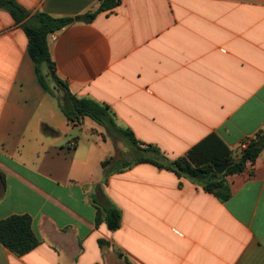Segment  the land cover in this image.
Wrapping results in <instances>:
<instances>
[{"label":"crops","instance_id":"crops-1","mask_svg":"<svg viewBox=\"0 0 264 264\" xmlns=\"http://www.w3.org/2000/svg\"><path fill=\"white\" fill-rule=\"evenodd\" d=\"M15 1L26 21L75 20L49 36L59 79L168 158L211 133L236 155L264 130V0H121L86 24L99 0ZM42 70L52 94L0 10V221L30 216L39 241L22 257L0 243V264H264V152L226 178L225 202L151 164L105 179L102 163L129 147L71 123ZM92 201L118 207L121 227L97 223Z\"/></svg>","mask_w":264,"mask_h":264},{"label":"trees","instance_id":"trees-1","mask_svg":"<svg viewBox=\"0 0 264 264\" xmlns=\"http://www.w3.org/2000/svg\"><path fill=\"white\" fill-rule=\"evenodd\" d=\"M121 0H99L98 8L79 17L80 21L91 23L100 13L113 9ZM0 10L8 12L17 24H22L28 39V53L35 66L39 84L52 94L47 83L46 67L60 97L57 98L60 109L73 124L79 125L89 118L103 127L107 134L128 142V157L120 152L102 163L105 179L115 173L131 168L137 164H151L160 170H167L179 177L199 183L203 189L216 196L220 201L229 199L230 193L226 178L241 174L249 163L254 164L264 152V130L259 131L250 140L244 150L239 149L236 155L221 141L216 133H211L193 146L185 156L170 159L158 147L138 141L129 129L117 125L110 107L91 98H79L59 79L55 71V61L49 51V36L74 23L73 18H54L44 13L35 14L26 21L29 14L15 0H0ZM232 164L219 175L215 167ZM4 184V178L0 174ZM97 209V223L104 221L110 231H116L122 224V212L110 201L101 204L92 201ZM0 243L10 252L22 257L38 247L39 241L32 230V220L27 215H13L0 221ZM103 245V242H100Z\"/></svg>","mask_w":264,"mask_h":264},{"label":"water","instance_id":"water-1","mask_svg":"<svg viewBox=\"0 0 264 264\" xmlns=\"http://www.w3.org/2000/svg\"><path fill=\"white\" fill-rule=\"evenodd\" d=\"M232 164H223V165H220V166H217L215 167V170L216 172L219 174V175H222L226 169L231 166Z\"/></svg>","mask_w":264,"mask_h":264},{"label":"built area","instance_id":"built-area-1","mask_svg":"<svg viewBox=\"0 0 264 264\" xmlns=\"http://www.w3.org/2000/svg\"><path fill=\"white\" fill-rule=\"evenodd\" d=\"M249 142H250V141H246V142L241 146V150H244V149L247 147V145H248Z\"/></svg>","mask_w":264,"mask_h":264},{"label":"rangeland","instance_id":"rangeland-1","mask_svg":"<svg viewBox=\"0 0 264 264\" xmlns=\"http://www.w3.org/2000/svg\"><path fill=\"white\" fill-rule=\"evenodd\" d=\"M57 97H60V93L59 92H57ZM127 145H128V142L127 141H124V147H126Z\"/></svg>","mask_w":264,"mask_h":264}]
</instances>
